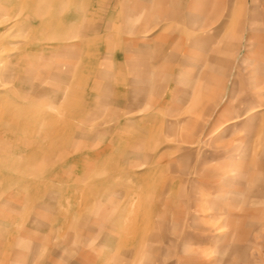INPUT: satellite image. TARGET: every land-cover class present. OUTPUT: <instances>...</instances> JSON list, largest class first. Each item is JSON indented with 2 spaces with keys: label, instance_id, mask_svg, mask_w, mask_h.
I'll use <instances>...</instances> for the list:
<instances>
[{
  "label": "rangeland",
  "instance_id": "obj_1",
  "mask_svg": "<svg viewBox=\"0 0 264 264\" xmlns=\"http://www.w3.org/2000/svg\"><path fill=\"white\" fill-rule=\"evenodd\" d=\"M0 264H264V0H0Z\"/></svg>",
  "mask_w": 264,
  "mask_h": 264
},
{
  "label": "bare ground",
  "instance_id": "obj_2",
  "mask_svg": "<svg viewBox=\"0 0 264 264\" xmlns=\"http://www.w3.org/2000/svg\"><path fill=\"white\" fill-rule=\"evenodd\" d=\"M48 9H49V8H48ZM58 19H59V18H58ZM63 23H64V22H63ZM41 24H42V23H41ZM68 29H69V28H68ZM71 57H72V56H71ZM71 57H70V58H71ZM60 60H62V59H60ZM54 61H55V60H54ZM57 61H59V60H57ZM90 63H91V62H90Z\"/></svg>",
  "mask_w": 264,
  "mask_h": 264
}]
</instances>
